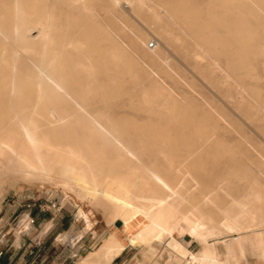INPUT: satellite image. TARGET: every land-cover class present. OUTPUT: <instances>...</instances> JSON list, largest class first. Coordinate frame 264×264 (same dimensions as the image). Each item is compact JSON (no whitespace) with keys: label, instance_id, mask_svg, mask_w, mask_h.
<instances>
[{"label":"bare ground","instance_id":"6f19581e","mask_svg":"<svg viewBox=\"0 0 264 264\" xmlns=\"http://www.w3.org/2000/svg\"><path fill=\"white\" fill-rule=\"evenodd\" d=\"M74 5L85 8L80 11L82 15L70 9ZM196 5L189 0H0V176L9 173L49 178L63 187L85 191L90 203L105 211L106 203L111 205L112 218L106 221L119 219L121 227L108 232L98 247L82 258L83 263L106 264L129 243L141 245L149 256L170 247L175 258L188 264H241L238 259L246 253L248 230L256 237V253L264 257V227H252L255 214L251 206L233 200L231 206L214 212L221 214L216 221L212 214L203 212L196 200V186H192L191 198L184 195L187 174L196 185L203 178L199 173H205L201 170L206 167L203 156L217 160L227 150L207 138L219 134L217 121L210 120L212 112L188 106L164 82L165 77L175 78L167 56L163 57L164 63L158 61V41L153 48L148 45V50L142 49L140 44L145 43L146 34L127 24L133 14L150 7L162 26L182 24L183 29L195 28L193 15L201 11L215 16L212 7L220 5L234 14L233 37L245 40L254 36L246 15L260 11L248 8L258 7L257 0H218L217 4L212 0L202 8ZM160 12L165 18L160 17ZM65 18L71 19L74 29H88L90 38L97 34L109 38L108 47L75 40L74 30L68 33L59 27ZM33 29L35 35L31 34ZM67 37L70 39L65 42ZM6 39L14 40L28 52L20 55L17 46L5 45ZM247 45L242 41L219 47L222 53H258L244 49ZM192 51L199 53V49ZM153 69L164 78L154 77ZM75 85L116 87L121 94H127L120 103H129L146 116L143 122L134 118L124 124L122 132L130 135L132 144L122 145L121 139L106 138L97 142L94 136L100 132L94 134L87 118L64 105L75 98L65 94L66 88ZM136 87L142 89L141 96L133 91ZM191 137L205 141L187 142ZM173 140L183 142L187 154L197 155L198 159L183 158L179 153L181 144ZM130 145L137 153H161L165 170L147 175L133 164L127 171L117 170L128 165V155L133 152ZM115 150L121 162L118 166L113 160H103L106 152ZM214 184L204 183L198 200L209 201L216 196L218 188ZM184 234L197 239L199 249L188 250L179 239Z\"/></svg>","mask_w":264,"mask_h":264},{"label":"rangeland","instance_id":"374dc122","mask_svg":"<svg viewBox=\"0 0 264 264\" xmlns=\"http://www.w3.org/2000/svg\"><path fill=\"white\" fill-rule=\"evenodd\" d=\"M172 1L176 2L178 0ZM209 1L212 0H189V2L196 3L201 8ZM214 1L217 4L218 0ZM257 1L258 7L250 5L251 7L248 6V8L252 10L258 8L260 11L246 15L247 26L253 30L254 36L245 38V40L232 36L234 14L231 11L227 12L226 7L220 5L212 7L213 10L215 9L214 15L216 19H212L215 16L201 11L193 15L196 19L195 28L183 29L182 26L184 25L182 24L169 25V27L162 26V22L154 18L150 7H143L142 9L145 13L133 14V17L127 20L128 25L134 29L139 28L146 34V44H140L142 49L148 50L147 46L151 41L154 42V45L158 41L160 51L158 61L164 63L163 57L167 56L171 63L169 70L175 79L164 78L156 69L152 70V75L156 78H164V82L168 83L175 91L174 94L185 99L189 104L188 106L195 107L200 112L210 110L213 114L210 120L212 123L217 121L219 134L208 136L207 138H211L209 141L221 143L227 150L224 156L217 160L203 156L206 161V167L201 170L205 171V173L199 172L200 177L203 178L199 179L200 183L196 185L190 174H187L186 183L184 184L187 190L185 189L184 195L187 199L191 198L192 188L196 186L194 190L196 200L200 203L203 212L212 214L216 221L221 218V214L215 213L222 208L231 206L233 200L242 202L246 206H251L255 214L253 228L264 227V65H262L264 64V46H262L264 45V0ZM197 5L194 7L197 8ZM69 7L73 11H77L79 15H82L85 10L80 5ZM100 12L101 14L103 13V11ZM159 15L165 18L163 12H160ZM69 20L71 19L65 18L64 23L61 22L59 27L68 31V33L74 30L72 37L75 40L81 44L84 41H91L99 47H108L109 38L103 37L102 34H97L90 38L88 29H74ZM34 30H31L32 35L36 34V30ZM69 39L70 37L65 38V42ZM242 41H247L249 44L244 49L258 50V53L254 55L236 54L230 50L222 53V49L219 47L220 44H240ZM14 42L12 39H6L5 45L9 48L17 46L20 55L26 54L27 50L19 43ZM193 48L199 49V53L194 54ZM183 56H185V59ZM188 66L191 70L188 69ZM80 87L75 85L66 88L65 94L75 98L67 100L64 103L65 107L67 109H75L87 118L89 127L94 134L100 132L94 136L99 144L106 138L115 141L121 139L122 145H129L131 137L122 132L124 124L135 120L134 118H138L139 122H143L146 118L145 114L138 108L132 107L129 103L123 102L121 104L120 100L126 99L128 96L127 94H121L116 87L106 88L103 85H95L91 88ZM190 87L192 88L189 89ZM132 89H134L133 91L136 92L137 96H141V88ZM62 92L64 93V89H62ZM95 95L99 97L95 98ZM191 138L193 139H189L187 142L205 141L204 139H194L196 137ZM173 142L181 144L179 153L183 158L188 160L198 159L197 155L187 154L185 146L182 145L183 142L180 140H173ZM130 144L132 143L130 142ZM130 146H132L133 152L128 155V165L117 167V170L121 172L127 171L131 164L137 165L138 171L147 175L152 174L153 171L163 172L165 170L166 166L163 163L161 153H137L135 146ZM103 160H113L117 163V166L118 162L121 163L116 150L112 153L106 152ZM48 179H37L35 176L12 175L9 173L2 176L0 178V214L6 212L8 203L21 199L23 203L21 213L30 211L31 216L34 218V222L31 224L32 229H41L48 223L49 227H51L50 218L54 217V229L76 232L75 237L80 232L81 235L84 232L91 233L95 237L92 247H96L98 245L97 240L102 238L103 234L112 227L113 222L106 221L112 218L111 205L106 203L105 211L100 205H92L85 191L71 189L68 185L63 187L52 179ZM204 183L205 186H211L215 183L214 185L218 188L216 196H212L209 201L198 200L202 190L201 186ZM255 194L258 195V198L254 197ZM4 205L6 207H3ZM21 213L18 211L13 213L6 229L10 230L16 227V218ZM115 223L117 227H121V220L116 219ZM179 239L183 240L190 249L195 250L197 248L196 242L187 234H184ZM126 244L138 247L140 253L138 257L141 258L142 264H152L153 261H156L157 264H166L167 257L171 256L169 255L168 247H164L162 251L160 250L153 256H149L141 245ZM130 252L131 250L128 251L127 255ZM246 255L254 262L255 255L251 250H247ZM82 258L80 263H83ZM133 259H136V256H133ZM126 263L130 264L131 262L128 260Z\"/></svg>","mask_w":264,"mask_h":264},{"label":"crops","instance_id":"0c3cea01","mask_svg":"<svg viewBox=\"0 0 264 264\" xmlns=\"http://www.w3.org/2000/svg\"><path fill=\"white\" fill-rule=\"evenodd\" d=\"M7 206L6 212L0 214V264H94L91 261L80 263V259L96 248L108 232L113 228H118L114 221L112 227L103 234L102 238L97 240L98 245L92 247L95 237L91 233L84 232L81 235V232L77 231L80 234L75 237L76 232L54 229V217L50 218L51 227L48 223L41 229H32L31 224H33L34 218L31 216L30 211L21 213L23 207L21 199L14 200L12 203H8ZM3 207H6V205ZM17 211L21 214L16 218V227L10 230L6 229L13 213ZM189 237L197 244L195 250L199 249L198 240ZM181 242L188 250H192L183 240ZM244 246L246 251H252L255 260L252 262L246 253H242L238 259L241 264H264V257L256 253V237L252 230L245 232ZM168 249L171 256L167 257L166 264H188L186 261L181 262L180 259L175 258V252L170 247ZM129 250L131 252L127 255ZM139 254L137 246L126 244L122 251L106 264H127L128 260H130V264H142L141 258L138 257ZM133 256H136V259H133ZM152 264L157 263L153 261Z\"/></svg>","mask_w":264,"mask_h":264},{"label":"built area","instance_id":"2783aa9c","mask_svg":"<svg viewBox=\"0 0 264 264\" xmlns=\"http://www.w3.org/2000/svg\"><path fill=\"white\" fill-rule=\"evenodd\" d=\"M148 45H149L150 47H152V46H154V42L151 41ZM0 253H1V251H0Z\"/></svg>","mask_w":264,"mask_h":264}]
</instances>
